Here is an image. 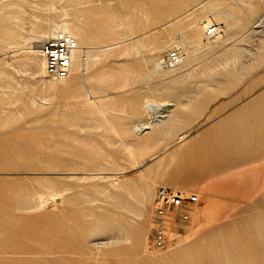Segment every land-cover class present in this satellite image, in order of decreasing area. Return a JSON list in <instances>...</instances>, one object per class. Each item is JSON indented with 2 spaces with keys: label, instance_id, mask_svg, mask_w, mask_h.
<instances>
[{
  "label": "rangeland",
  "instance_id": "obj_1",
  "mask_svg": "<svg viewBox=\"0 0 264 264\" xmlns=\"http://www.w3.org/2000/svg\"><path fill=\"white\" fill-rule=\"evenodd\" d=\"M200 1L0 0V264H264V186L220 218H203L200 202L168 210L162 246L155 243L161 218L154 188L168 186L169 167L178 163L169 149L178 144L181 122L190 133L219 122L222 133L227 129L221 134L226 141L242 142L241 154L254 141L253 148L264 152V0L220 1L235 17L228 20L245 23H214L234 39L241 33L238 40L207 49L199 30L200 46L190 64L159 72L152 67L151 61L162 62L175 48L166 40L179 37L160 25ZM62 9L86 11L82 26L102 45L122 42L97 53L93 74L101 81L91 82L95 94L86 93L83 81L92 70L54 82L25 67L23 50L8 49L7 28L27 36ZM120 22L137 32L155 29L149 36H159L157 49L132 46L137 32L122 33L126 26H116ZM208 81L222 84L199 83ZM145 97L175 106L167 122L136 134L132 125L145 121ZM252 108L257 116L250 119L245 113ZM232 111L237 113L226 114ZM157 166L162 170L155 177Z\"/></svg>",
  "mask_w": 264,
  "mask_h": 264
},
{
  "label": "bare ground",
  "instance_id": "obj_2",
  "mask_svg": "<svg viewBox=\"0 0 264 264\" xmlns=\"http://www.w3.org/2000/svg\"><path fill=\"white\" fill-rule=\"evenodd\" d=\"M220 1L222 0H201L194 7L187 9L183 13L172 16L170 19H168L166 22L160 25L162 29H168V28L174 29L172 31H175L179 35L178 39H176L177 37L175 36H171L166 40V42H171V43L173 42L174 47H175L174 49L180 52V61L177 65L173 67H167V66H164L163 61L161 62V61H158V59H155L154 61H151L152 67L155 71L159 72V71H164V70H171V68L173 69V68L179 67L180 65L184 66V64L185 65L190 64V62H192L196 56L195 51L197 50V46L198 47L200 46L199 36L197 34V31L199 30L202 31L203 38L207 40V43H206L207 49L214 45H217L220 42H224L227 39L238 40V37H240L241 33H239V35H236V38L234 39L235 34L230 35L227 31L224 34L221 33L220 35L216 36L214 39H208L204 37V33H203L204 28L209 26L211 23H214L213 19L221 18L222 22L226 24L227 28H229L231 25L243 26V24L245 23V22H240L239 20H236V19L234 20L233 19L235 18L234 15H231L230 12L225 8V5L223 3H219ZM73 2L74 0H66V4L68 5H70ZM50 8L51 10L55 9L52 3H50ZM73 10L72 11L74 13L71 12L72 14L71 13L69 14L66 9H62L61 15H57L56 17H53L47 20L46 24H36L27 36H23L17 30H12L11 28H7L6 29L7 32H5L4 34L8 38V41L9 39L10 40L12 39V41L9 42L8 49L10 51H14L16 48L23 50L26 53L25 67L28 68L33 73H38L41 77L43 76L45 77L44 61L42 57L40 56V50L38 46L36 45V43H38V40L42 39L43 37H49L57 32L66 33L70 35L76 41L77 48L73 50L71 53V70H70L68 77L63 80H59V81H55L49 78L47 79L54 81V82H61V81L63 82L66 79H68L70 75L72 74L81 73L87 70H92L90 75H88L89 72L87 73L86 75L87 77L85 79L81 76L80 77L76 76V77H79L80 80L81 78L84 79L83 81H85V84L87 85L86 87L87 90H85L87 91L86 93L95 94L96 89L92 86L91 82L101 81L99 76L93 74V71L98 66L97 61L99 59L98 58L99 55L97 53L103 54L105 52L111 51L119 47L120 43L122 42L102 45V43L100 42V39L91 36L89 31L85 27L82 26L83 17L86 11L75 10V9ZM254 12L255 10L253 9L252 13ZM252 13L247 15L246 21L251 18ZM191 16L194 19L193 21L189 20L191 19L190 18ZM231 17H233L232 18L233 20H228ZM187 20L190 22L186 25H182V23ZM116 26H122V27L126 26V30H123L121 32L122 33L127 32L131 35L139 31V30H134L131 24H124L123 22H120V24ZM141 31L142 32H137V34L134 36L135 40L132 46H135L139 49L150 46L149 48L150 50H156L157 46L160 43L159 36L156 34L149 36V34L155 31V29H145L144 28V29H141ZM168 31L171 32V30H168ZM237 42L233 47H238ZM192 44H194V47H190V45ZM239 50L240 48L238 47V51ZM247 52L251 53L250 50H247ZM239 54L242 55V51L240 53L234 52L233 58L230 59V61L234 59V61L236 62L237 61L236 58L240 56ZM231 62L233 63V61ZM163 68H166V69L163 70ZM207 70H209L210 72L212 69L210 70L209 68H207ZM83 74L82 76H85V73ZM199 83L204 84V82H199ZM217 83H220V82H217ZM141 106H142V113H143L142 117H145V121L143 122L139 120L133 123L132 130H134L136 134L138 132H148L153 127L163 124L171 116L172 109L175 106V103L167 99H156L152 97H148V98L145 97L142 100ZM170 121H173V120L170 119ZM169 124L171 123L169 122ZM180 139H182V137ZM100 174L103 175L105 173H100ZM98 178L104 179L108 177L102 176ZM195 214L194 212H192L191 216L198 215V213H195ZM169 218L170 216H168V220H166L167 223L170 222Z\"/></svg>",
  "mask_w": 264,
  "mask_h": 264
},
{
  "label": "crops",
  "instance_id": "obj_3",
  "mask_svg": "<svg viewBox=\"0 0 264 264\" xmlns=\"http://www.w3.org/2000/svg\"><path fill=\"white\" fill-rule=\"evenodd\" d=\"M204 84L220 85L222 83ZM228 85L225 84L224 88L217 89L223 90ZM250 86L245 85V89H252ZM250 102L255 105L257 99L252 97ZM199 108L201 104L198 103L196 110ZM182 113L181 111V115ZM234 113L237 112L232 111L226 114ZM215 114L216 112H213L212 115ZM238 114L241 116L247 114L246 116L252 119L257 116V111L256 108H252L245 114L244 111H239ZM187 126H189L188 123L181 122L178 144L169 149L171 157L177 153L178 163L170 165L166 184L179 190H189L191 194H197L198 200L195 204L200 202L203 206L202 212L206 214L203 218L206 219L220 218L229 212L232 204L248 202L254 198L264 186V152H259L258 147L253 148L256 147L254 144L257 141L251 143L249 152L241 154L242 142L239 140L226 141V137L221 134L226 133L224 131L227 129L222 133L219 122L211 123L207 129L193 133L183 131ZM228 129L230 133L235 131L232 127ZM182 154L192 156L193 161H188V157L185 158L187 160H183ZM159 167L155 168V177L161 173L162 167ZM194 207L197 208L196 205Z\"/></svg>",
  "mask_w": 264,
  "mask_h": 264
},
{
  "label": "built area",
  "instance_id": "obj_4",
  "mask_svg": "<svg viewBox=\"0 0 264 264\" xmlns=\"http://www.w3.org/2000/svg\"><path fill=\"white\" fill-rule=\"evenodd\" d=\"M223 25L211 23L204 28V37L214 39L223 32ZM77 48L76 41L68 34L57 32L46 37L40 43V56L44 61V75L46 78L59 81L68 77L71 70V53ZM180 61V52L173 49L164 59V66L173 67ZM197 194H190L166 185H158L154 188L153 202L156 214L161 218L157 224L156 245L162 246L164 240L165 212L176 210L187 204H195Z\"/></svg>",
  "mask_w": 264,
  "mask_h": 264
}]
</instances>
